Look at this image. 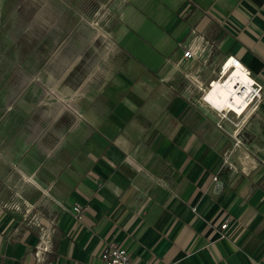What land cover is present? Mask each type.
Listing matches in <instances>:
<instances>
[{"label":"crops","instance_id":"0c3cea01","mask_svg":"<svg viewBox=\"0 0 264 264\" xmlns=\"http://www.w3.org/2000/svg\"><path fill=\"white\" fill-rule=\"evenodd\" d=\"M115 11L107 75L78 110L42 94L19 138L8 108L0 116V264H102L109 240L133 264H264V0H116ZM34 17L46 22L42 8ZM228 56L258 89L237 125L186 92ZM67 59L48 71L59 96Z\"/></svg>","mask_w":264,"mask_h":264},{"label":"rangeland","instance_id":"374dc122","mask_svg":"<svg viewBox=\"0 0 264 264\" xmlns=\"http://www.w3.org/2000/svg\"><path fill=\"white\" fill-rule=\"evenodd\" d=\"M115 2L0 0V99H11V105L0 106V116L8 108L5 122L10 125L14 136L19 138L21 129L28 132L34 129L36 114L41 107L32 103L42 94L59 100L65 107L63 115H67L74 113L72 109L78 110L87 91L98 87L105 79V54L111 41V28L117 19ZM39 8L44 10L46 22L43 25L34 17ZM59 59H67L68 62L76 59L58 83L60 96L51 90V81L47 79L51 70L55 78L59 76L60 70H53V63ZM202 63L210 68L212 58ZM215 66L212 84L218 75L219 65ZM22 78L25 79L23 84ZM212 84L208 86V82H205L200 88L186 92L190 99H200ZM69 90L75 93L69 96ZM20 96L27 99V106L23 104V107H19ZM70 98L76 102L72 109L68 107ZM222 113L236 125L244 115ZM43 124L46 127L48 122ZM238 140L241 144H249L252 138L239 137Z\"/></svg>","mask_w":264,"mask_h":264},{"label":"bare ground","instance_id":"6f19581e","mask_svg":"<svg viewBox=\"0 0 264 264\" xmlns=\"http://www.w3.org/2000/svg\"><path fill=\"white\" fill-rule=\"evenodd\" d=\"M232 62V59L228 60L225 65L227 70H223L220 78L209 84L212 86L208 90L205 89V96H202L205 105L209 104L221 116L224 114L222 112L242 115L251 105L254 95L252 79L241 65L233 62L236 66L230 67Z\"/></svg>","mask_w":264,"mask_h":264},{"label":"built area","instance_id":"2783aa9c","mask_svg":"<svg viewBox=\"0 0 264 264\" xmlns=\"http://www.w3.org/2000/svg\"><path fill=\"white\" fill-rule=\"evenodd\" d=\"M182 58L184 59H189L191 57H193V51L190 48H182ZM229 59H232L234 63L240 65L238 63L237 60L233 59L232 57L228 56L226 57L220 64H219V69H218V75H217V79L220 78L221 72L223 70H225L228 67H225L226 63L228 62ZM230 63L231 65H229L230 67L234 68L236 65L234 63ZM241 67V66H240ZM244 69V68H242ZM227 70V69H226ZM244 71L248 74V72L244 69ZM213 79L208 81V85L212 82ZM254 92L253 94L255 95L258 91V89L254 88ZM253 95V96H254ZM203 96V95H202ZM201 96V101H203V97ZM209 105V104H207ZM217 112V111H216ZM218 113V112H217ZM219 114V113H218ZM220 115V114H219ZM222 116H225L224 114ZM212 180L216 181L217 180V176L213 175L211 177ZM72 211L75 214V219L76 220H80L82 217V212H83V207H81L79 204L74 203L71 206ZM227 224L224 222L222 224L219 225L220 231H219V237L220 238H225V232L223 231L226 228ZM40 242V240H39ZM44 249L43 247H40L39 244L36 246L35 248V254H37L40 250ZM99 259L101 261L102 264H133L128 252L121 247L119 244L115 243L112 240L106 241L99 253Z\"/></svg>","mask_w":264,"mask_h":264}]
</instances>
